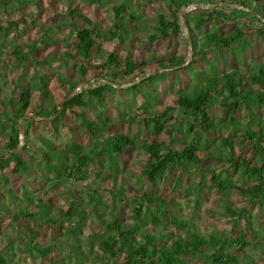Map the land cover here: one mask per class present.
<instances>
[{
	"label": "trees",
	"instance_id": "obj_1",
	"mask_svg": "<svg viewBox=\"0 0 264 264\" xmlns=\"http://www.w3.org/2000/svg\"><path fill=\"white\" fill-rule=\"evenodd\" d=\"M27 1L0 0V15L9 17L10 12L21 13L28 5ZM35 1L36 12L42 0ZM63 1L68 3L65 15L49 27L36 22L35 18L34 23H27L25 16H21L19 22L6 17L4 21L0 20V104L4 109L0 113V181L10 187V177L23 180L18 185L22 189L21 203L15 205L19 196L10 188L6 195L9 202L15 201L11 203L13 209L0 201V216L9 221L6 235L1 238L7 249L0 248V264H18L9 262L10 258L5 259L16 242L18 246L22 244V253L35 255L50 264H239L252 245L246 236L252 232L250 226L262 222L264 230V121L257 117L264 109V66L254 63L248 66L246 73L242 70L218 73L214 61L207 60L210 53L214 58L224 60L228 53L234 52L241 62L247 47L246 32L255 33L264 41V0H151L162 2L167 14L160 9L150 21L144 16L139 17L144 19L143 27L148 28L151 24V32L138 42L141 45L178 38L181 35V11L193 5L214 8L192 10L181 17L192 42L189 63L186 56L175 55L155 66L154 72L173 70L178 82L180 74L193 80L188 90L176 91L173 103L163 109H157L162 105V96L141 89L142 85L154 83L167 73L151 75L152 71H145V60L131 59L133 51L130 49L125 50L126 59L123 60L101 48L105 42L124 46L137 38L134 25L138 20L136 11L141 8L138 1L128 0L127 5L123 0H116L119 4H113V0H83L98 10L111 6L114 23L106 30L98 29L79 9L73 8L75 0ZM220 4L225 5L218 6ZM226 5H239L253 14ZM217 21L221 25L231 23L236 26L231 33L222 34ZM18 26H21L20 30ZM65 29L69 30L68 35L59 37ZM33 30L39 32L38 38L28 37L30 43L24 41L23 38ZM12 34L15 37L10 39ZM72 37L75 43L70 48ZM182 39L187 46L186 39ZM49 45H63L66 51L59 57L49 55L37 59L34 52L39 46L47 48ZM10 58L15 65L10 63ZM199 59L208 64V73L196 70ZM68 60L78 64L80 81L69 82L59 68H53L54 64L62 66ZM87 63L98 67L100 85L73 94V89L89 83L85 79ZM27 66L33 70L32 82L24 77ZM16 69L23 72L9 85L7 78ZM53 73L57 74L58 85L66 91L61 108L62 102L56 103L49 91ZM122 85H127L122 90L125 94L147 96L157 102V107H151L144 101L139 113L124 120L128 124L140 120L142 129L138 135L108 133L114 123L102 116L101 111L95 120L74 112V109L89 108L95 100L103 105L105 94ZM215 106H218L217 113L213 110ZM67 113L78 118L81 131L89 137V144L70 142L59 149L47 139L38 138L41 146H30L28 131L36 119L26 117L45 118L44 122L54 126L63 124ZM239 115H242L240 120ZM20 120L24 127L21 147ZM223 127L230 132L229 136L208 137L210 132L218 134ZM32 150L38 153L36 157L29 154ZM126 152H134L140 160L144 159L143 163L139 160L142 167L136 181L145 185L131 184L129 177L122 175L120 157ZM205 163L226 168L217 172L214 168H204ZM92 165L98 169L89 177ZM231 172L234 177L241 176L243 183L234 181ZM36 174L39 177L35 182L37 187L33 189L31 181ZM49 174L52 177H48ZM205 175H210L209 181L204 179ZM184 177L187 178L185 182ZM106 181L110 183L109 187L104 186ZM85 182L94 183L92 193L99 197L95 202L102 207V212L95 207L98 211L86 213L83 205H89L91 197L83 190ZM161 183L170 185L169 194L158 191ZM251 183L253 185L248 186ZM39 185L42 187L38 188ZM145 186L151 190L143 189ZM61 188L66 193H59L55 203L50 191ZM211 189H215L217 201L222 203L221 207H215L214 213L229 222L232 234L211 230L209 236L204 237L194 224L188 223L192 220L181 215L179 202L183 200L190 205L195 219ZM132 192L137 195L136 199L127 204ZM104 194L113 203L111 207L103 203ZM231 194L247 203L235 206ZM64 196H67L66 201H63ZM256 204L263 216L254 219L246 207ZM123 209L131 221L128 227L115 221ZM106 216L114 221L105 220ZM91 220L101 221L102 231H92ZM242 222L246 226L244 230L240 229ZM29 223L36 230L40 224L57 235L39 244L37 236H29L24 230Z\"/></svg>",
	"mask_w": 264,
	"mask_h": 264
},
{
	"label": "rangeland",
	"instance_id": "obj_2",
	"mask_svg": "<svg viewBox=\"0 0 264 264\" xmlns=\"http://www.w3.org/2000/svg\"><path fill=\"white\" fill-rule=\"evenodd\" d=\"M140 4L139 9L136 11V16L138 17L137 22L135 23L134 27L138 31L137 32V38L135 40L129 41L126 45L117 44L115 42H105L102 43L101 48L105 51L112 52L114 54H117L122 57L123 60L126 59L125 50L130 49L133 51L131 55V59L136 62H140L141 60H145L147 62L146 70L145 71H152L151 75H157L162 73H167L166 71L157 70V72H154L155 66L159 63L166 62L170 58H172L175 55H181L187 57V46L182 37L185 39L184 34L181 33V35L178 38H173L169 41L165 42H155L151 45L144 44L141 45L138 42L143 41L147 34L151 32L149 30L151 28V24L147 25V27H143L144 25V19H141L139 17L144 16L148 21L153 19L158 11L160 9L163 10V12H166V9L164 5H162V2H155L151 0H137ZM219 1V0H217ZM52 2V4L50 3ZM122 2L129 5L130 1L123 0ZM113 4H119V1L113 0ZM27 6L23 8L21 13L17 12H10L9 17L0 15V20L4 21L5 17L8 18V20L11 21H20L21 16H25V21L27 23H34V18L37 20L36 22H39L41 25H44L46 27H49L54 21H59L62 16L65 15L67 10V2L63 0H42L40 2V9L36 12L35 7H37L36 1H27ZM73 8L79 9L82 14L86 17H88L97 27L98 29H109L111 26H113L114 18L111 12V6L103 9L98 10L96 7H89L86 5L83 0H75L72 5ZM242 21V20H240ZM79 25L81 22L78 23ZM77 24V25H78ZM218 25H221L219 21H217ZM142 26V27H141ZM235 24L231 23H225L221 25V29L219 30L222 34H228L233 31V28L235 27ZM29 28V27H28ZM147 28V30H146ZM18 29H21V26H18ZM246 30V29H245ZM28 32V31H27ZM69 30L65 29L62 30L59 34V37H62L63 35H68ZM26 35V34H25ZM39 32L37 30L31 31L28 35H26L23 40L27 42H32L28 39H34L36 40L38 38ZM24 36V35H22ZM15 36L12 34L9 38L13 39ZM140 39V40H139ZM201 39V37H200ZM246 43L247 47L245 48L244 53L241 57V62L237 58V54L234 52H230L227 54L226 58L224 60L220 58H214L213 54L210 53L208 55L207 61H214V64L216 66L217 72L222 73L225 70H242L244 73H246V70L248 66L254 64V63H260L264 66V41L260 38H258L255 33H247L246 32ZM75 43V38L72 37L69 41V46L71 48L72 45ZM68 49V48H67ZM66 51V48L63 45L58 46H52L49 45L47 48H44L42 46H39V48L34 52V55L37 59H43L48 57L49 55H54L55 57H59V55L62 54V52ZM6 59L7 56H4ZM129 58V57H127ZM214 59V60H213ZM10 63L12 65H15V62L13 61V58H10ZM200 63L195 68L197 71H203L205 73H208V64L206 62H203L199 59ZM73 63V61H67V63H62V66H59L60 64H54L53 68H59L60 73L63 74V77L69 81V82H76L81 80V75L78 72L77 65ZM87 73L85 76L86 80H89L88 85L89 87H98L100 84L98 83L97 78V71L96 69L98 67H93L91 65L88 66V63L86 65ZM27 72L26 75H24L25 79L27 81H33V70L29 69L27 66ZM22 70L16 69L13 70V73L9 74L7 81L9 85H12L15 82V79L18 75L22 74ZM180 81L178 82L176 73L173 70H170L166 76L160 77L155 80L154 83L151 84H145L142 85V89L145 92H151L153 95L157 94V96H162L161 99V106H159L157 109H163L167 105L172 104L175 100V92L176 91H186L189 88V85L193 83V80L188 77L186 74H180ZM195 80V78H194ZM199 81V79H198ZM86 85H83L85 87ZM123 86V85H122ZM120 86V87H122ZM80 87V86H79ZM78 88V87H77ZM123 88H116L115 91H110L105 94L103 99V105L97 104L96 100L91 102V106L87 109H74V112L82 113L86 119L95 120V116L98 112H102V116L105 118L112 120L113 125L108 129V133L115 134V133H121L124 135H128L131 137H134L138 135L142 129L140 120L137 119L135 123H124V120L133 116L134 114L139 113V109H141L144 101L149 103V106L155 105L157 107V102H152L149 100V98L146 96H135L133 97L130 93H123ZM49 91L53 95L54 100L56 103H61L66 91L61 88L58 85L57 82V74L53 73L50 77V83H49ZM2 97L1 88H0V99ZM148 101H147V100ZM153 103V104H152ZM215 113L218 112V106H215L214 109ZM4 109L0 104V113H3ZM123 115L124 117H122ZM242 115H239L238 120H240ZM257 117H260L264 121V109H261L259 113H257ZM55 130V132H54ZM29 134V144L31 147H40L41 143L38 141V138H44L47 139L52 145L59 147V149H63L64 147H67L70 142H74L79 145H87L89 144V137L87 133L82 132L80 129V122L78 118H76L75 115H72L70 113L66 114L65 120L63 124L56 123L54 126L48 124L44 121H33L30 125V129L28 131ZM230 132L226 130L224 127L221 128L220 132L218 134H214L213 132H210V136H208L210 139L218 138L220 136H229ZM21 144L23 145V136L21 137ZM173 149L174 147L171 146ZM30 155L37 156L38 153L35 151L29 152ZM120 160L123 162L122 167H120V171L123 174H126L127 177L131 180L130 183H137L141 186L145 185L144 182L140 183L137 182V177L140 175L141 170V164L139 165V158L136 157L135 153L126 152L123 156L120 157ZM142 163L144 162V159L140 160ZM101 164L104 165V161H101ZM216 166V167H215ZM204 168H210L212 170L213 168L219 172L222 169H225L226 167L221 165L217 166L211 163H205L203 165ZM35 169L39 170L38 167H34ZM98 168L96 165H92L89 167V177H92L93 172L96 171ZM40 171V170H39ZM211 172V171H209ZM39 174H36L32 178V188L35 186V182ZM231 176L234 179V181H238L237 183H243L240 182L242 177L236 176L234 177L233 173L231 172ZM48 177H52V175H48ZM11 178V184L10 187L4 186L3 182L0 181V201L7 205L8 208L13 209V206L11 203H14L15 201L9 202L8 195H6V191L8 188L12 189V193L19 196L18 201L15 205H18L21 203V188L18 187V185H21L23 183V180L17 179L14 177ZM210 175H205L204 179L206 181H209ZM184 182L187 180L186 177L183 178ZM183 182V183H184ZM187 183V182H186ZM70 185V184H69ZM98 185V184H97ZM110 183L106 181L104 183L105 187H109ZM253 184H249L248 186H252ZM94 186L93 182H85L83 186V190L87 191V193L90 195L91 203L84 204V208L86 209V213L90 215L94 210L103 211L102 207L99 206L97 202V198H99L96 194L92 193V187ZM134 186V185H132ZM37 187V185L35 186ZM42 186L39 185L38 188H41ZM31 188V189H32ZM169 188L170 185L161 183V186H159L158 191L163 192V194H169ZM34 189V188H33ZM143 189L151 190L150 187L145 186ZM132 190V189H131ZM51 195L54 197V202L56 203L57 198H55L59 193L65 194L66 191L64 188L56 189L50 191ZM137 195L132 192L131 197H129V200H127V204H131L132 201H134ZM218 194L215 192V189H211L209 192V196L207 197V200L205 202H202L200 205V210L198 214H196V218L192 217L191 214V207L190 205H186V203L183 200H179V205L182 209L181 215L186 220H192L188 221V223L194 224L198 233H201L204 237H208L211 230L215 231H224L229 234H232L230 232V224L227 222L226 219H222L218 216V214L215 212V207L217 205H220L218 207H221L220 202H218ZM63 201H66L67 196L63 197ZM114 201L117 200V196L113 197ZM231 200L235 206H242L245 205L247 202H245L243 199H241L236 194H231ZM103 203L106 205L112 206L113 203L110 202L109 196L104 194L102 198ZM216 201V204H215ZM86 202V201H85ZM98 204V205H97ZM247 206V205H246ZM97 209H96V208ZM116 207V204H115ZM248 214H251L254 219L256 217L261 218L263 216V213L261 209L259 208L258 204L256 205H248L247 207ZM97 210V211H98ZM258 215V216H257ZM108 217V216H106ZM114 221L110 217L105 218V220L108 221ZM120 222L123 226L128 227L131 224V221L128 220V213L123 209L121 211V214L116 216V220ZM90 225H92V231H102L101 226L102 222H97L95 220H91ZM263 223L261 222L260 225L254 224L250 227L252 228V232L250 231L249 234L246 236L248 237L249 241L252 242L251 247L246 250L245 254L243 255L242 259H240L239 264H264V230L262 229ZM9 226V221L5 220L4 217L0 216V248L4 246V249H7L5 243L1 240L3 236L6 235L5 229ZM35 226L31 223L28 224L27 228L24 230L27 232V234L30 236L32 235L34 238L37 236V240L39 241V244L46 243L49 240V237H52L53 235L56 236V233L49 232L48 229L42 227V225L38 224V230L34 228ZM244 222L240 225V229H245ZM32 232V233H31ZM15 236L17 233L14 234ZM235 236V233H233V237ZM22 239V238H21ZM85 241L86 238H83ZM24 243H26V238H24ZM88 243V241H87ZM22 244L21 246H18L16 242V246L12 247L10 249L9 257H5L9 259V262H16L18 264H50L46 260H40L37 256H31L28 253H22ZM11 260V261H10ZM63 261V260H60Z\"/></svg>",
	"mask_w": 264,
	"mask_h": 264
},
{
	"label": "water",
	"instance_id": "obj_3",
	"mask_svg": "<svg viewBox=\"0 0 264 264\" xmlns=\"http://www.w3.org/2000/svg\"><path fill=\"white\" fill-rule=\"evenodd\" d=\"M225 4H220L218 6H224ZM232 9H239V10H243V11H246V12H249V13H252L253 12L251 10H247V9H244L243 7L241 6H234V5H226ZM209 9H214L213 7L211 6H208V5H202V6H198V5H193L189 8H187L186 10L184 11H181L179 13V17H180V29H181V33L184 34V37L186 39V42H187V63H189L191 61V54H192V42H191V38L188 34V31H187V28L183 25V21L181 20V17L185 14V13H188L192 10H209ZM264 22V21H263ZM186 63V64H187ZM185 64V65H186ZM147 76H150V75H147ZM123 87H127V85H123L122 87H119V88H123ZM89 88L88 85H86L85 87L83 86H80L78 88H75L73 89L72 93L73 94H76V93H79V92H82L83 90H87ZM71 96V95H70ZM70 96L67 98V100L70 98ZM63 105V102L60 104V108L62 107ZM26 119H36V120H39V121H46L47 119L45 118H36L34 115L32 116H29V117H26ZM23 120V119H22ZM22 120L19 121V128H20V139L21 137L24 135V127L22 126ZM22 146V144L20 143V147Z\"/></svg>",
	"mask_w": 264,
	"mask_h": 264
}]
</instances>
